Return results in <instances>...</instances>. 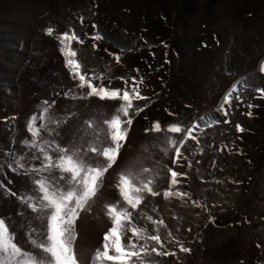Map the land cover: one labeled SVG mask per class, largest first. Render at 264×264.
Segmentation results:
<instances>
[{"label": "rangeland", "instance_id": "rangeland-1", "mask_svg": "<svg viewBox=\"0 0 264 264\" xmlns=\"http://www.w3.org/2000/svg\"><path fill=\"white\" fill-rule=\"evenodd\" d=\"M50 26L53 36L45 31ZM65 31H75L83 41L72 44L81 71L105 77L94 79V85L107 87L110 80L121 94L128 90L134 97L132 89L138 87L146 98L133 99L126 142L91 211L76 221L74 247L85 264H93L112 227L105 205L122 202L115 186L119 174L145 167L152 169L141 173L145 179L159 173L156 190L161 194L146 195L134 215L150 234L155 225L146 216L163 220L162 251L176 253L153 254L147 264H264V0H0V85L6 86L5 93L0 91V164L5 166L0 182L17 195L31 182L7 164L15 167L23 156L25 168L39 166L33 159L42 155L38 148L22 147L21 141L31 138L26 124L40 114L44 101L52 105L48 115L61 124L37 121L53 129L42 133V140L58 132L61 146L79 143L82 136L90 139L85 122L110 118L121 103L79 98L89 89L79 88L66 66L55 38ZM97 34L102 39H94ZM12 79L20 97L12 93ZM234 85L231 103L224 104ZM136 108L143 111L136 115ZM12 117L21 120L12 123ZM155 121L162 130L146 132ZM176 121L198 127L192 133L196 139L184 143L173 163L175 149L167 141L186 135L165 130ZM9 149H15L14 156L6 155ZM169 169L180 174L175 186ZM170 186L187 195L165 198ZM21 211L24 216L17 215ZM0 212L18 227L39 224L26 205L3 189ZM19 238H25L23 230ZM180 245L191 251H180ZM149 247L159 245L149 241Z\"/></svg>", "mask_w": 264, "mask_h": 264}, {"label": "snow or ice", "instance_id": "snow-or-ice-1", "mask_svg": "<svg viewBox=\"0 0 264 264\" xmlns=\"http://www.w3.org/2000/svg\"><path fill=\"white\" fill-rule=\"evenodd\" d=\"M45 31L49 36L55 33V29L51 26ZM55 38L59 41L60 51L65 57L66 66L73 79L79 81L78 87L89 89L86 95L79 98L87 99L95 96L102 101L119 100L121 103L110 118L102 121L90 119L85 122L87 128L92 130L90 139L82 136L79 143L71 142L66 146L57 143L58 132L52 139L42 140V133L53 131L49 128V123L55 124L57 128L61 124L59 119L48 115L52 107L48 101L43 102L39 115L34 114L29 118L26 129L31 138L22 140L21 145L29 149L38 148L42 155L34 156L33 159L39 160L40 164L38 167L25 168L21 162L23 160L21 156L15 160V167L12 163H8L7 167L17 175L26 176L31 182V187L19 195L6 188L2 182H0V189H3L6 195L16 197L22 205H26L35 214L31 219L39 221V224L33 226L31 222H27L18 227L12 217H0V264H85L74 247L77 239L76 221L82 212L91 211L94 199L103 186L105 174L116 163L120 150L126 142L133 122L132 116L129 115L130 110L133 109V99H146L140 95L138 87H133L132 92L135 94L133 97L128 90H124L121 94V89L113 88L110 80L107 87L103 83L94 85L92 82L94 79L102 81L105 77H88L81 71L82 65L77 59V50L72 47L74 41L82 44L81 38L75 31H65L56 35ZM94 39L100 40L102 37L97 34ZM116 59L119 61V56ZM261 71H264V64L261 65ZM132 79L135 80V77ZM140 83H143L142 78ZM235 87L234 85L233 89L225 94L224 104L231 103ZM134 111L136 115H139L143 108H136ZM44 120H48L49 123L37 125V121ZM197 127L196 123L185 127L182 121H176L167 126L165 130L168 133H186L179 141L172 137H169L167 141L175 149L176 160L173 163L179 159L184 143L189 138L196 139L192 133ZM161 130L160 122L155 121L152 128L145 131L160 132ZM177 143L180 147L176 146ZM165 152L167 154V150ZM6 155L14 156L15 149H9ZM3 168L4 164H0V173H3ZM169 171L171 186H175L179 182L177 176L180 174L172 169ZM151 172L152 169L145 167L140 172L129 170L119 174L115 186L119 190L123 203L116 201L105 205V214L112 227L105 232L102 250H96L93 264H106V262L147 264L148 258L153 254L156 256L176 254L174 251H162L164 241L160 234V226L163 225V220H153L151 216H146L142 212L139 214L146 216L147 220L155 225L153 229L155 234H150L149 229L141 226L134 215V210L144 203L146 195L161 194L156 190L159 173L154 176L149 175L147 179L141 175V173ZM171 186L163 192L165 198L174 196L183 198L187 195V193L173 191ZM17 215L24 216V212L21 211ZM21 230L24 231V239L19 238ZM129 233L131 235H128ZM168 235L171 236V233L169 232ZM149 241L155 242L159 247H149ZM180 251L191 250L180 245Z\"/></svg>", "mask_w": 264, "mask_h": 264}, {"label": "bare ground", "instance_id": "bare-ground-1", "mask_svg": "<svg viewBox=\"0 0 264 264\" xmlns=\"http://www.w3.org/2000/svg\"><path fill=\"white\" fill-rule=\"evenodd\" d=\"M63 69V68H62ZM61 71V70H60ZM66 70H64V72H65ZM67 72V71H66ZM57 77V76H56ZM12 86H11V90H12V93H15V94H17V96H19L20 97V94H19V92H18V85H17V80H15V79H12ZM6 88V86H4V85H0V91L2 92V93H5V89ZM19 114H23L22 112H18ZM18 113H16V114H18ZM8 120V119H7ZM21 119H13V117L12 118H9V120L8 121H12V123L14 122H18V121H20ZM5 167V166H4ZM8 168V167H7ZM9 170H10V168H9ZM11 172V171H10ZM1 201H3V199L1 200ZM9 202V201H8ZM2 204V203H1ZM165 204L167 205H169V203L168 202H165ZM20 206V205H19ZM22 207H23V205H22ZM2 210V209H1ZM8 212V211H7ZM11 215V214H10ZM2 216H5V214L4 213H2V212H0V217H2ZM16 218V217H15ZM34 222V221H33ZM33 226H35L34 224H33Z\"/></svg>", "mask_w": 264, "mask_h": 264}]
</instances>
